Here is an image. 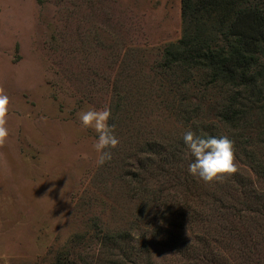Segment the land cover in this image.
I'll return each instance as SVG.
<instances>
[{"label": "rangeland", "instance_id": "rangeland-1", "mask_svg": "<svg viewBox=\"0 0 264 264\" xmlns=\"http://www.w3.org/2000/svg\"><path fill=\"white\" fill-rule=\"evenodd\" d=\"M199 16L185 23L182 0H0V264H264V54L254 88L168 62ZM90 107L119 140L99 167ZM188 130L228 136L238 171L191 175Z\"/></svg>", "mask_w": 264, "mask_h": 264}, {"label": "trees", "instance_id": "trees-1", "mask_svg": "<svg viewBox=\"0 0 264 264\" xmlns=\"http://www.w3.org/2000/svg\"><path fill=\"white\" fill-rule=\"evenodd\" d=\"M241 1L182 0L185 23L190 15L200 16L197 17L195 35H190L186 28L183 37L166 48L168 62L179 60L186 66L200 69L209 77L210 83L256 87L255 73L262 66L264 54V10L258 5H241ZM218 22L221 29L216 30L222 36L216 38L208 28L215 30ZM236 104L237 101L233 102L225 112L233 120H238L239 115ZM224 120L228 121L226 117Z\"/></svg>", "mask_w": 264, "mask_h": 264}, {"label": "clouds", "instance_id": "clouds-1", "mask_svg": "<svg viewBox=\"0 0 264 264\" xmlns=\"http://www.w3.org/2000/svg\"><path fill=\"white\" fill-rule=\"evenodd\" d=\"M10 99L4 90L0 88V147L4 146L8 137ZM81 125L93 129L97 139L92 145L95 153V164L103 166L111 161L112 152L118 146L119 140L114 135V126L108 121L111 111L105 107L97 110L89 108L77 114ZM183 142L194 159L188 165V171L194 177H198L205 183L214 181L223 182L224 178L235 174L238 171L234 153V142L228 136H198L192 130L183 134ZM51 191V189H49Z\"/></svg>", "mask_w": 264, "mask_h": 264}]
</instances>
